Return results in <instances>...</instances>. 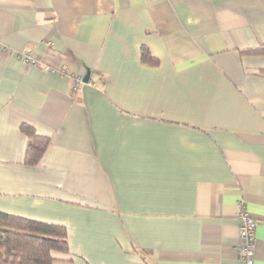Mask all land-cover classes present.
<instances>
[{"label": "crops", "instance_id": "1", "mask_svg": "<svg viewBox=\"0 0 264 264\" xmlns=\"http://www.w3.org/2000/svg\"><path fill=\"white\" fill-rule=\"evenodd\" d=\"M243 209L264 264V0H0V211L53 264H241Z\"/></svg>", "mask_w": 264, "mask_h": 264}, {"label": "trees", "instance_id": "2", "mask_svg": "<svg viewBox=\"0 0 264 264\" xmlns=\"http://www.w3.org/2000/svg\"><path fill=\"white\" fill-rule=\"evenodd\" d=\"M142 57L157 62L145 47ZM24 128L30 138L25 160L36 164L49 139L36 135L31 127ZM58 251H69L65 225L0 211V264H53Z\"/></svg>", "mask_w": 264, "mask_h": 264}, {"label": "built area", "instance_id": "3", "mask_svg": "<svg viewBox=\"0 0 264 264\" xmlns=\"http://www.w3.org/2000/svg\"><path fill=\"white\" fill-rule=\"evenodd\" d=\"M24 61L29 64L38 63V61L35 58L30 57L29 54H25ZM240 217L242 219V223L239 230L241 242L238 245V251L240 255L241 264H253L254 244L256 240V220L246 209H243L240 212Z\"/></svg>", "mask_w": 264, "mask_h": 264}]
</instances>
